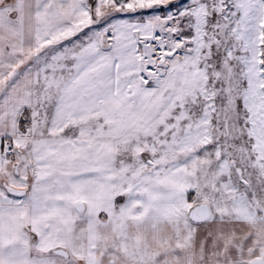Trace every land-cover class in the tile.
<instances>
[{
    "label": "snow or ice",
    "instance_id": "obj_1",
    "mask_svg": "<svg viewBox=\"0 0 264 264\" xmlns=\"http://www.w3.org/2000/svg\"><path fill=\"white\" fill-rule=\"evenodd\" d=\"M0 264H264V0H0Z\"/></svg>",
    "mask_w": 264,
    "mask_h": 264
}]
</instances>
